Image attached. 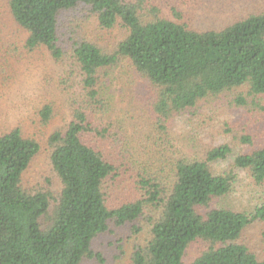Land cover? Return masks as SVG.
<instances>
[{
  "label": "trees",
  "instance_id": "obj_1",
  "mask_svg": "<svg viewBox=\"0 0 264 264\" xmlns=\"http://www.w3.org/2000/svg\"><path fill=\"white\" fill-rule=\"evenodd\" d=\"M191 1L197 0H8L14 22L27 34L26 51L46 50L65 67L55 90L64 95L69 121L48 140L62 187L57 193L24 186L41 144L18 128L0 133V264L102 263L94 240L110 223H136L149 206L158 217L131 264H264L243 240L252 224L264 223V136L258 143L236 136L185 153L167 133L177 116L199 114L223 97L249 114H264V4L228 25L203 28L188 16ZM80 7L102 29L125 31L113 52L66 39L61 17ZM121 61L150 88L148 114L163 156L137 172L142 198L110 208L105 186L132 156L128 138L105 117L100 84L101 74ZM56 115L53 102L37 111L44 128ZM234 141L247 151L234 156L231 170L216 175L212 165L233 156ZM235 169L247 171L263 194L252 214L214 207L230 193Z\"/></svg>",
  "mask_w": 264,
  "mask_h": 264
},
{
  "label": "rangeland",
  "instance_id": "obj_2",
  "mask_svg": "<svg viewBox=\"0 0 264 264\" xmlns=\"http://www.w3.org/2000/svg\"><path fill=\"white\" fill-rule=\"evenodd\" d=\"M263 4L264 0H197L188 4L191 6L187 13L195 26L218 28ZM61 28L69 42L81 38L108 53L113 52L126 35L120 26L113 30L102 29L96 16L86 7L63 14ZM26 38L27 34L16 25L9 12L8 0H0V133L18 128L26 137L41 144V152L25 173L24 186L57 193L62 187L50 164L48 140L53 132L65 127L69 121L64 95L55 90L65 67L57 64L46 50L26 51ZM101 75L100 88L108 105L105 117L110 118L121 129V134L128 138L132 156L123 167L118 165V174L105 186L107 204L116 208L143 197L137 186V172L147 164L155 166L162 160L163 151L157 143L159 134L152 128L153 122L148 114L146 98L150 94L149 86L140 80L127 61L119 62ZM221 100L218 105L203 106L199 114H184L174 119L167 133L169 139L175 140L177 151L191 153L206 145L232 142L236 136H252L256 143L260 141L264 136V114H249L229 104L226 98ZM48 102L55 104L57 115L44 128L39 124L37 111ZM247 149V146L235 143L233 156L212 165L213 172L219 175L231 170L234 156ZM234 174L230 193L216 201L214 207L252 214L261 206L263 194L247 171L235 169ZM157 217V208L149 206L134 224L118 227L110 223L108 232L97 237L92 244L103 262L85 259L82 264H131L136 247L150 239L152 224ZM243 240L259 258L264 259V223L252 224L244 233ZM194 255L195 251L191 249L190 258Z\"/></svg>",
  "mask_w": 264,
  "mask_h": 264
}]
</instances>
